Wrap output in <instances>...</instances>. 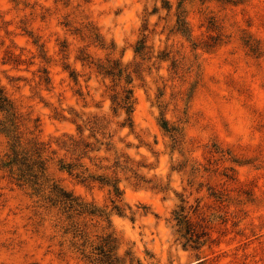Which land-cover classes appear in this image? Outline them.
I'll return each instance as SVG.
<instances>
[{"label": "rangeland", "instance_id": "1", "mask_svg": "<svg viewBox=\"0 0 264 264\" xmlns=\"http://www.w3.org/2000/svg\"><path fill=\"white\" fill-rule=\"evenodd\" d=\"M0 88V264H264V0H0Z\"/></svg>", "mask_w": 264, "mask_h": 264}, {"label": "trees", "instance_id": "2", "mask_svg": "<svg viewBox=\"0 0 264 264\" xmlns=\"http://www.w3.org/2000/svg\"><path fill=\"white\" fill-rule=\"evenodd\" d=\"M110 75L111 73H107ZM118 77H121V73L119 72ZM72 77V75H71ZM74 79V77H72ZM126 85L130 84L129 81L125 82ZM116 94L112 98V105H115L116 109L122 110L126 116V123H129L128 126L131 125V114L133 112V102H132V90L123 87L121 91L120 97ZM8 106L6 97L0 88V109L5 110ZM19 145L12 146L11 150V160L7 162L4 166L9 169V172L13 174V169H15L16 174L15 181L19 183V185H23L26 183H30L32 186H36L37 174L34 172L33 168L38 162L28 164V159L17 150ZM62 169H65L62 167ZM67 170H71L70 167L66 168ZM53 199L55 205H59L66 213H76V215L86 214L87 216H95L94 210L83 207L81 204L72 198L69 194L64 192L61 189L54 187L52 189ZM176 222L179 227L180 232H184V238L186 239V244L191 243L192 249H199L200 241L204 238L205 234L203 230L196 231L195 228L190 224L185 217L177 214ZM71 233L73 240L79 238L82 240L81 244H78L74 241L72 247H74L80 254L89 262L96 264H118V258L116 256V247L114 241L110 238V236L100 237L99 246L93 248L89 253L85 251V245L88 244V240L82 231H80L79 227L76 225H72L70 229H66L64 234ZM85 238V239H83Z\"/></svg>", "mask_w": 264, "mask_h": 264}]
</instances>
